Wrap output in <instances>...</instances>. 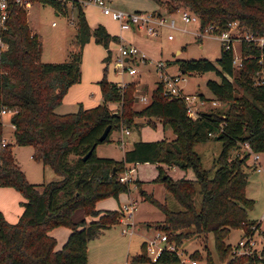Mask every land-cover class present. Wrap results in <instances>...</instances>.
<instances>
[{
  "label": "trees",
  "instance_id": "16d2710c",
  "mask_svg": "<svg viewBox=\"0 0 264 264\" xmlns=\"http://www.w3.org/2000/svg\"><path fill=\"white\" fill-rule=\"evenodd\" d=\"M26 1L50 4L62 15H66L69 2ZM154 1L158 6L163 5L167 13L180 7L195 13L200 26L213 23L224 28L236 20L249 31L264 32V0ZM89 38L103 46L109 41H119L101 24L90 26L78 4L68 59L40 61V37L31 31L24 5L7 1L6 17L0 24V107L12 111L8 117L12 141H5L0 121V187L19 191L23 200L15 222L8 223L0 212V264H86L87 237L99 226L119 222L121 217L118 209H96L94 203L103 197L116 198L118 193H128V183L118 181L117 175L127 164L135 163L155 164L156 175L149 182L161 183L179 205L170 209L166 200L161 202L151 193L139 192L142 200L162 212L163 218L156 228L174 247L194 235L204 243L211 236L215 257L204 245L205 264H264V245L259 251L253 249L247 254L234 255L230 244L224 241L231 228L240 227L244 238H249L258 228V222L246 217L252 205L245 195L247 176L243 166L247 153L229 156V151L243 142L251 150L264 153V64L255 62L256 50L248 42H241V52L246 56L236 70L230 63V50L222 47L214 62L204 58L175 61L180 72H214L218 80L206 79L204 84L212 99L226 105L224 109L210 108L188 117L183 100L162 95L161 84L156 82L147 104L129 114L126 111L132 102V89L120 90L102 77L98 81L101 103L88 108L79 105L74 112L57 113L55 106L69 86L79 81L80 50ZM258 71L261 82L255 84L253 76ZM230 76H234L241 93L232 85ZM116 101L121 105V114L107 105ZM134 117H143L151 125L154 119L168 124L173 138L135 141L123 151L120 160L96 156L95 145L106 141L111 130L121 125L130 127ZM106 125H109L108 133L99 141ZM209 138L221 144L212 161L211 174L202 167L193 149L195 143ZM13 145L31 146V158L50 166L60 179L28 182L14 158ZM171 166L181 171L180 176L167 173L164 167ZM188 170L192 176L187 175ZM77 207L83 208L84 215L91 219L72 221L70 215ZM55 226L70 229L56 250L55 239L47 234ZM261 233L264 235V228ZM145 254V242H142L140 253L132 257V263L182 264L175 249L162 248L154 260ZM195 254L191 253V258L201 259Z\"/></svg>",
  "mask_w": 264,
  "mask_h": 264
},
{
  "label": "rangeland",
  "instance_id": "374dc122",
  "mask_svg": "<svg viewBox=\"0 0 264 264\" xmlns=\"http://www.w3.org/2000/svg\"><path fill=\"white\" fill-rule=\"evenodd\" d=\"M106 3L111 7H116L124 10H140L151 12H163L165 15H172L175 19V28L160 27L158 33L154 36H146L140 32L131 33L130 31L122 32L123 40L121 44L133 43L145 54L142 60L137 57H131L127 60L118 58L117 47L118 42L109 41L106 46L100 43H95L92 38H89L80 50V79L78 82L69 86L67 98H62L61 102L55 106L54 111L57 113H69L77 110L81 105L84 108L96 105L102 102V97L99 89L98 81L102 77L110 82L119 84L126 81L128 84L121 87L120 90L132 89L131 105L126 111L130 114L131 110L139 109L147 104L152 88L157 81L155 72V62L161 61L165 63L166 70L169 73L177 74L183 77L184 80L178 82L184 93L201 94L207 101L212 99V94L205 87L206 79L218 80V77L212 71L204 73L180 72L177 68V59H198L204 58L212 62L219 55L221 43L218 39L211 36L195 37L190 31L194 30L195 24L183 23L179 19L176 11L167 13L163 5L158 6L154 0H106ZM84 14H97L98 8L82 4L78 0H69L66 4V15L61 14L53 9L50 4H39L30 2L25 5L26 18L31 31L36 32L40 37V54L39 60L43 62H60L67 60L71 42L73 40L76 21V6H78ZM73 5V6H71ZM155 8L154 10H152ZM165 11V12H164ZM53 23V24H51ZM188 30V31H187ZM167 34L172 35V39H167ZM235 49H238V43H234ZM127 66L135 68V74H126L122 72ZM236 74V73H235ZM234 76L236 77V75ZM228 77L232 85L241 93L240 88L236 85L233 77ZM66 95V94H65ZM145 99L141 100L140 97ZM125 97L124 100H126ZM127 101V100H126ZM206 101V100H205ZM206 101L205 108L224 109L226 105L217 104L210 106ZM108 102L109 108L114 109L119 114L121 110L120 103ZM123 128H128L129 134H124ZM119 129L110 131L108 139L99 142L94 147V153L100 157H112L118 159L121 156L122 148L117 139L119 134H122L123 148L130 147V140L134 138V142L138 140H157V139H172L173 132L168 124L161 123L157 119L153 120V125L146 122L143 117H134L133 124L130 127L121 125ZM130 128V129H129ZM121 129V131H120ZM2 132L5 141H12V129L8 120V116L2 118ZM132 145V144H131ZM220 142L209 138L203 142L195 143L193 149L198 153L201 165L204 169H208L211 174L214 170L212 161L217 156L220 150ZM30 148L27 145L12 146L16 157L20 161L23 168L26 170V180L30 183H46L49 181L59 180L57 175L48 165L30 160L28 157ZM243 148L232 149L229 151V156L243 155ZM261 164L264 166V154L260 155ZM134 171L128 175L129 195L127 193H118L117 197H103L96 200L95 208L101 207L105 209H117L122 204L135 199V207L132 212L133 232L122 233V228H127L125 223L131 219L121 218L122 222L106 223L104 226H99L92 234L87 237L86 241V264H133L132 257L140 253L141 244L146 239L155 237L156 234H162L156 225L162 220V212L149 202L142 200L139 196V188L152 193L159 201H165L170 209H177L179 205L173 198L167 194L160 183H149L151 174L154 170V165L150 163H139L135 165ZM243 170L247 176L245 186V195L252 200V205L246 211L248 220L258 222V228L251 237V244L248 245L250 250L259 251L264 245V235L261 231L264 228V171H256L250 166L249 160H245ZM169 175L172 172L167 171ZM188 176H192L191 171H187ZM139 184H137V182ZM21 195V193L15 190ZM146 192V191H145ZM7 198V197H6ZM5 198L1 199L4 200ZM11 200L6 206L11 211L13 206H20L19 201ZM7 200V201H8ZM199 200L197 196L196 203ZM7 203V202H6ZM91 219L85 216L83 208H75L70 219L74 222L81 218ZM66 227V226H65ZM242 235L240 227L231 228L224 241L234 245ZM161 244V243H160ZM174 245V244H173ZM215 257L211 236H208L206 243L202 242L199 237L191 236L183 239L179 246H176L177 254L182 264H190V260H194L196 264L204 263L205 248ZM196 253L201 259L191 258L190 254ZM150 260V254H145ZM182 260V261H181ZM134 264H149L147 261L136 262Z\"/></svg>",
  "mask_w": 264,
  "mask_h": 264
},
{
  "label": "built area",
  "instance_id": "2783aa9c",
  "mask_svg": "<svg viewBox=\"0 0 264 264\" xmlns=\"http://www.w3.org/2000/svg\"><path fill=\"white\" fill-rule=\"evenodd\" d=\"M8 0H0V24L5 20L6 17V7ZM63 1V0H59ZM82 4L93 5L97 7L100 13L107 17L109 20L115 22L118 29L121 31H130L131 33L140 32L146 36H154L158 33V29L162 26L167 28H175V19L172 15H165V13L151 12V11H140V10H124L120 8H115L109 6L105 0H78ZM19 4H28L26 0H15ZM176 12L179 15L180 21L183 23L195 24L194 30L190 31L195 37L211 36L218 39L221 43V47L225 50H230L231 59L230 63L234 70L238 69L241 65L242 59L246 56L243 55L240 49L241 42H248L251 48L256 50V54L253 56L255 62L262 66L264 64V32L256 33L247 30L244 26L240 25L238 21L232 20L226 24L224 28H219L216 24L208 23L200 26L198 16L182 7L178 8ZM53 24V23H52ZM167 39H172L171 34H167ZM119 45L117 47L118 58L128 59L131 57H137L139 59L145 58V54L138 50V47L133 43L121 44L120 39ZM234 43H238V49H235ZM155 72L157 74V82L161 84L162 95L171 98L179 97L183 100L185 105V112L188 117H195L199 112L206 111L205 104L207 99L201 98L197 94H187L184 93L182 87L179 86L178 82L184 80L183 77H179L177 74H172L167 72L165 63L161 61H156ZM126 74H135V68L127 66L125 70ZM231 77V76H230ZM229 77V78H230ZM261 82L260 71L256 72L253 76V83L258 84ZM128 83L122 81L116 84L119 88L125 87ZM141 100L145 97L141 96ZM206 100V101H205ZM210 106H216L220 104L219 101L215 99H210L207 101ZM215 108V107H213ZM210 109V108H209ZM11 110L0 107V121L2 123L3 116H10ZM122 129V128H121ZM124 133H128V128L122 129ZM210 134V133H208ZM120 142L122 140L120 139ZM4 144V139L1 140V145ZM243 150L247 153V160H249L250 166H252L256 171H261L262 167L260 165L259 152L253 151L249 148L246 142L241 144ZM133 165V164H132ZM133 171V167L125 166L122 171L117 175V179L120 182L129 181L128 175ZM135 207V200L127 201L122 204L118 210L121 212V217L119 222H122L121 218L131 219V214ZM128 225L127 228H122V233H128L129 235L133 232L132 219L125 223ZM256 231V230H255ZM254 233V232H253ZM251 237L244 238L240 237L237 242L231 246V253L234 255H241L250 253L248 245L251 244ZM246 241V242H245ZM161 243V244H160ZM246 243V244H245ZM162 248L168 250H174L175 247L173 243H169L166 240V235L156 234L155 237L151 239H146L145 250L146 253L150 254L151 260H154ZM176 251V249H175ZM177 254V251H176ZM190 264H195L194 260H190Z\"/></svg>",
  "mask_w": 264,
  "mask_h": 264
},
{
  "label": "crops",
  "instance_id": "0c3cea01",
  "mask_svg": "<svg viewBox=\"0 0 264 264\" xmlns=\"http://www.w3.org/2000/svg\"><path fill=\"white\" fill-rule=\"evenodd\" d=\"M106 1V0H105ZM89 7L90 8H92V7H95V6H93V5H89ZM116 8V7H115ZM155 8H153L152 10H154ZM85 19H86V21H87V23L90 25V26H94V25H96V24H101L102 26H104V28L110 33V34H113V35H116L117 36V38H119L120 39V42L123 40V35H122V32H124V31H121V30H119L118 29V26H117V24L115 23V22H113V21H111V20H109L107 17H105V16H103L101 13H100V11H99V9H98V13L97 14H86L85 15ZM52 24V23H51ZM195 28V27H194ZM188 31V30H187ZM124 61L125 60H127L126 58H124L123 59ZM80 79V78H79ZM157 82V81H156ZM66 95H64L63 97L64 98H67V96H68V92L67 93H65ZM63 98V99H64ZM94 106V105H93ZM91 107V106H90ZM11 129H12V126H11ZM130 129V128H129ZM120 131H121V129H120ZM124 134H129V133H124ZM109 135H110V133H109ZM108 135V136H109ZM120 139L122 140V134L120 133L119 134V137H118V139H117V141H118V143H119V145H120V147L122 148L121 150H122V152H121V156H120V158H118V159H115V160H120L121 159V157H122V154H123V151L124 150H126V149H128V148H123V142H120ZM130 144H129V146H131V144L134 142V138L133 139H131L130 141ZM28 146V145H27ZM30 149V151H29V154H28V157H30V160L32 159L31 158V153H32V148H31V146H28ZM261 154H264V153H259V156L261 155ZM13 155H14V158H15V160H16V162H17V164H18V166L20 167V169L23 171V173H24V176L26 177V170L23 168V166L21 165V163H20V161L18 160V158L16 157V155H15V152H14V150H13ZM110 158H112V157H110ZM260 158V157H259ZM114 159V158H113ZM33 160V159H32ZM35 161V160H34ZM35 162H37V161H35ZM37 163H39V162H37ZM138 163H135V164H127L126 166L127 167H133V171H134V167H135V165H137ZM150 164H153V163H150ZM154 165V170H153V173L151 174V176H150V179H152L155 175H156V168H155V164H153ZM260 165H261V167H262V169H261V171L263 172L264 171V166L261 164V159H260ZM165 168V170L166 171H169V172H172V175L173 176H180V174H181V171L180 170H178L176 167H174V166H171V167H164ZM254 169V168H253ZM260 172V171H259ZM188 175V174H187ZM27 178V177H26ZM150 179L149 180H147V182H149L150 181ZM149 183H154V182H149ZM157 183V182H156ZM161 184V183H160ZM141 190H144V189H141V188H139V192L141 191ZM147 193H150L149 191H147V190H145ZM152 194V193H151ZM127 195H129V192L127 193ZM7 197V198H6ZM3 198H5L4 200H2L1 201V199H3ZM8 199H13V200H17V201H19V203L23 200V197L19 194V193H17L16 191H15V189H13V188H11V187H0V212H1V214H2V216H3V218H4V220L5 221H7L8 223H13V222H15L16 220H17V217H18V215L20 214V212H21V205L19 206H16V207H14L13 206V203H12V209H11V211L7 208V204L11 201V200H8ZM8 200V201H7ZM129 200H132L131 198H129ZM133 200H135V199H133ZM98 201V200H97ZM7 202V203H6ZM12 202V201H11ZM96 203V202H95ZM94 206H95V204H94ZM119 208V207H118ZM117 208V209H118ZM96 209H101V210H111V209H105V208H101V207H98V208H96ZM86 221H88V220H90V219H85ZM69 231H70V229L68 228V227H65V226H55V227H53V228H51L50 230H48L47 231V234H49L50 236H52L54 239H55V246H54V249L56 250V249H59L60 248V246L62 245V243L64 242V240L66 239V237H67V235H68V233H69ZM177 251V250H176ZM178 255V254H177ZM179 257V256H178ZM180 260V259H179ZM182 261V260H181ZM182 263V262H181ZM195 264H196V262H195Z\"/></svg>",
  "mask_w": 264,
  "mask_h": 264
},
{
  "label": "water",
  "instance_id": "95a60500",
  "mask_svg": "<svg viewBox=\"0 0 264 264\" xmlns=\"http://www.w3.org/2000/svg\"><path fill=\"white\" fill-rule=\"evenodd\" d=\"M181 72H182V70H181ZM108 130H109V125H106V126L103 128L102 132L100 133V135H99V137H98V140H99V141H102V140L105 138V136H106L107 133H108ZM88 153H89V151H88L85 155H83L82 158H85V157L88 155ZM112 171H114V167H112Z\"/></svg>",
  "mask_w": 264,
  "mask_h": 264
}]
</instances>
